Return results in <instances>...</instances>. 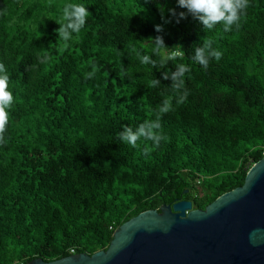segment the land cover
I'll return each instance as SVG.
<instances>
[{
	"label": "trees",
	"instance_id": "trees-1",
	"mask_svg": "<svg viewBox=\"0 0 264 264\" xmlns=\"http://www.w3.org/2000/svg\"><path fill=\"white\" fill-rule=\"evenodd\" d=\"M67 3L90 15L65 43L53 18ZM173 8L186 11L177 0H0V62L15 98L0 145V264L105 250L132 217L183 199L204 209L264 157V0H250L231 32H206L191 15L177 23ZM157 35L184 46L189 95L162 117L167 140L131 147L117 133L152 117L162 98L147 81L170 85L162 73L175 70L136 58ZM206 35L222 56L204 69L192 56ZM37 55L49 59L32 68Z\"/></svg>",
	"mask_w": 264,
	"mask_h": 264
},
{
	"label": "water",
	"instance_id": "water-1",
	"mask_svg": "<svg viewBox=\"0 0 264 264\" xmlns=\"http://www.w3.org/2000/svg\"><path fill=\"white\" fill-rule=\"evenodd\" d=\"M26 264H264V157L204 209L163 204L124 222L105 250Z\"/></svg>",
	"mask_w": 264,
	"mask_h": 264
},
{
	"label": "clouds",
	"instance_id": "clouds-1",
	"mask_svg": "<svg viewBox=\"0 0 264 264\" xmlns=\"http://www.w3.org/2000/svg\"><path fill=\"white\" fill-rule=\"evenodd\" d=\"M177 5L186 11L177 13L176 9L168 10L171 16L178 23L181 19H186L191 15L198 20L206 32L211 31L217 24H221L223 31L231 32L233 28L241 27L242 16L246 14L250 6V0H177ZM165 10L161 8L163 13ZM90 15L88 7L83 3H67L63 7L62 14L58 18H53L59 24L55 30L58 33V40L68 43L74 34H79L87 23ZM170 22V21H166ZM157 32H162V25L156 26ZM150 46L142 51L136 52V58L143 65H150L151 69H165L169 61L174 62L175 70L167 68L162 73L164 80H171L170 85H163L161 80L151 75L147 81L149 89L160 88L161 102L153 109V115L145 119L135 128L125 125L123 131L117 133L118 141L131 147H139L138 141L151 142L152 147H158L161 141L167 140L162 127V117L174 110L173 101L176 105L186 102L189 92L186 88V74L191 72L189 64L178 62L183 61L185 49L182 44H175L168 47L162 35L145 39ZM201 43L193 45L192 60L207 69L210 61L214 58L219 61L222 52L213 47V39L206 36L201 37ZM155 57V58H153ZM47 55H37L31 66L35 68L37 64L47 63ZM131 75L130 73H126ZM95 76L93 71L85 74V79ZM163 85V87H161ZM15 102L13 92L10 90V76L4 63L0 62V145L7 143L5 132L10 119V109ZM151 147L145 146L143 152L149 154Z\"/></svg>",
	"mask_w": 264,
	"mask_h": 264
}]
</instances>
